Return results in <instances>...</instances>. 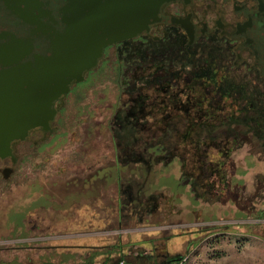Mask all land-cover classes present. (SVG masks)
Returning a JSON list of instances; mask_svg holds the SVG:
<instances>
[{
    "label": "rangeland",
    "instance_id": "374dc122",
    "mask_svg": "<svg viewBox=\"0 0 264 264\" xmlns=\"http://www.w3.org/2000/svg\"><path fill=\"white\" fill-rule=\"evenodd\" d=\"M136 42L120 50L125 59L108 49L68 93L57 130L39 145L22 146L30 156L0 185V264L42 263L55 243L51 237L78 223L99 225L101 217L109 222L86 228L128 239L130 261L142 253L160 264L178 263L168 260L180 257H186L183 264H264V138L254 143L240 138L236 144L228 138L208 146L192 140L203 136L202 129H164L162 90L140 71L136 79L144 81L136 106L146 114L148 132L141 142L159 134L156 143L173 148L155 155L165 162L151 170L119 160L111 120L129 104L133 86L119 81L118 70L123 64L126 76L134 72ZM184 114L196 115L192 109ZM248 124L253 133L260 125ZM169 133L185 138L181 144L165 142ZM223 179L231 193L219 188ZM138 264H148L147 258Z\"/></svg>",
    "mask_w": 264,
    "mask_h": 264
},
{
    "label": "flooded vegetation",
    "instance_id": "af4514ba",
    "mask_svg": "<svg viewBox=\"0 0 264 264\" xmlns=\"http://www.w3.org/2000/svg\"><path fill=\"white\" fill-rule=\"evenodd\" d=\"M263 4L264 0L168 3L162 9L167 20L151 26L141 36L107 47L105 58L111 47L117 49L120 57L127 42L138 41L132 49L140 58L136 59L131 76L136 78V72H146L144 76L151 86L161 88L164 129H202L203 136L192 140L208 146L228 138L233 144L240 138L254 143L256 138H264ZM173 18L177 22H172ZM190 109L196 114L192 118L184 114H189ZM236 115H244L243 120L237 121ZM151 118L152 115L148 117ZM248 120L260 124L255 133L248 131ZM43 135V131L32 132L28 140L15 145L11 156L0 158V185L17 173L22 157L30 156L28 150L21 151L22 146L39 145ZM184 138L169 133L163 139L181 144L179 141ZM225 182L223 179L219 188L231 193Z\"/></svg>",
    "mask_w": 264,
    "mask_h": 264
},
{
    "label": "water",
    "instance_id": "95a60500",
    "mask_svg": "<svg viewBox=\"0 0 264 264\" xmlns=\"http://www.w3.org/2000/svg\"><path fill=\"white\" fill-rule=\"evenodd\" d=\"M176 1L0 0V158L32 132L54 133L68 93L106 48L167 20L162 9Z\"/></svg>",
    "mask_w": 264,
    "mask_h": 264
},
{
    "label": "crops",
    "instance_id": "0c3cea01",
    "mask_svg": "<svg viewBox=\"0 0 264 264\" xmlns=\"http://www.w3.org/2000/svg\"><path fill=\"white\" fill-rule=\"evenodd\" d=\"M100 222L99 225L87 223L83 226L78 223V227L60 237L50 236L55 243L46 250L49 254L39 264H116L121 258L135 264L147 258L148 264H160L154 260V255L147 256L142 253L137 254L134 261H130L133 256L131 248L127 246L128 239L107 237V232L102 229L86 228L102 226L109 220L101 217Z\"/></svg>",
    "mask_w": 264,
    "mask_h": 264
},
{
    "label": "trees",
    "instance_id": "16d2710c",
    "mask_svg": "<svg viewBox=\"0 0 264 264\" xmlns=\"http://www.w3.org/2000/svg\"><path fill=\"white\" fill-rule=\"evenodd\" d=\"M124 67L125 66L123 64H120L119 66V81H124L128 85L131 83L133 89L129 92V96L131 98L129 100V104H126L123 107L124 109L121 112H117V114H115L111 120L112 136L117 144V153L119 160L121 158V160H123L121 162H123L124 164L128 162H137L142 166L150 168L151 170L156 162H165L163 161V157H159L160 159H154L155 155L167 154L169 153L168 151H171L173 147L172 145H170L168 149L164 150L160 144L156 143V140H159V138L161 139V135L159 134V137L153 138L152 140L154 141H151L148 144L141 142V140L145 141L144 137L148 133L146 132L147 128L145 127L146 114H142L140 112V108L136 106V103L139 102L137 100L141 92L140 83H142L144 80H137L136 78L131 76L134 73L133 71L130 76H126L124 74ZM132 68L134 69V66ZM139 106H141V104H139ZM185 259L186 257L174 258L168 260V263L177 261L178 263L182 262L183 264Z\"/></svg>",
    "mask_w": 264,
    "mask_h": 264
},
{
    "label": "built area",
    "instance_id": "2783aa9c",
    "mask_svg": "<svg viewBox=\"0 0 264 264\" xmlns=\"http://www.w3.org/2000/svg\"><path fill=\"white\" fill-rule=\"evenodd\" d=\"M116 264H135V263H129L125 259H119ZM175 264H182V262L175 263Z\"/></svg>",
    "mask_w": 264,
    "mask_h": 264
}]
</instances>
